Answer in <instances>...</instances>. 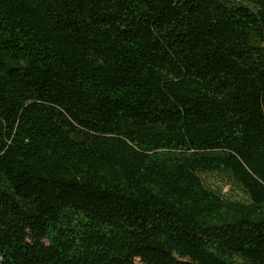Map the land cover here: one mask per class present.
<instances>
[{
	"label": "trees",
	"instance_id": "obj_1",
	"mask_svg": "<svg viewBox=\"0 0 264 264\" xmlns=\"http://www.w3.org/2000/svg\"><path fill=\"white\" fill-rule=\"evenodd\" d=\"M0 264H264V0H0Z\"/></svg>",
	"mask_w": 264,
	"mask_h": 264
},
{
	"label": "rangeland",
	"instance_id": "obj_2",
	"mask_svg": "<svg viewBox=\"0 0 264 264\" xmlns=\"http://www.w3.org/2000/svg\"><path fill=\"white\" fill-rule=\"evenodd\" d=\"M216 179L217 178L215 176L214 177L213 176H207L206 177L207 184H209L213 187H216L217 189H219V188L222 189V192L227 193L230 198L237 199V198H240L242 196L241 193L237 192L236 189L232 188L229 190L227 186H224V185L222 186L220 183L218 184V181Z\"/></svg>",
	"mask_w": 264,
	"mask_h": 264
}]
</instances>
